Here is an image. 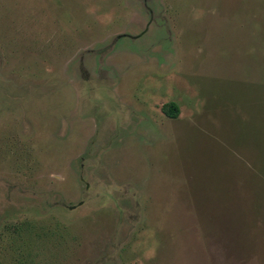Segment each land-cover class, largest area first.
Listing matches in <instances>:
<instances>
[{
	"label": "rangeland",
	"instance_id": "rangeland-1",
	"mask_svg": "<svg viewBox=\"0 0 264 264\" xmlns=\"http://www.w3.org/2000/svg\"><path fill=\"white\" fill-rule=\"evenodd\" d=\"M0 264H264V0H0Z\"/></svg>",
	"mask_w": 264,
	"mask_h": 264
},
{
	"label": "trees",
	"instance_id": "trees-1",
	"mask_svg": "<svg viewBox=\"0 0 264 264\" xmlns=\"http://www.w3.org/2000/svg\"><path fill=\"white\" fill-rule=\"evenodd\" d=\"M162 112L170 118H177L180 112V108L176 102L170 101L162 106Z\"/></svg>",
	"mask_w": 264,
	"mask_h": 264
}]
</instances>
